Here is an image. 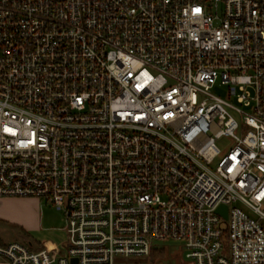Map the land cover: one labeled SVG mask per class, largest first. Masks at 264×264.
I'll use <instances>...</instances> for the list:
<instances>
[{
	"label": "built area",
	"instance_id": "1",
	"mask_svg": "<svg viewBox=\"0 0 264 264\" xmlns=\"http://www.w3.org/2000/svg\"><path fill=\"white\" fill-rule=\"evenodd\" d=\"M7 197L67 225L0 264H264V0H0Z\"/></svg>",
	"mask_w": 264,
	"mask_h": 264
},
{
	"label": "rangeland",
	"instance_id": "2",
	"mask_svg": "<svg viewBox=\"0 0 264 264\" xmlns=\"http://www.w3.org/2000/svg\"><path fill=\"white\" fill-rule=\"evenodd\" d=\"M214 93L222 96L227 95V86L223 84H217L212 89ZM43 207H45L46 224L42 230L38 232H29L24 228L4 220H0V246L6 245L11 241H25L33 239L34 241H45L47 239H60L64 240L65 228L67 220L64 214L58 210L51 202L46 198H41ZM156 248L162 250V253L157 251V258L153 261L150 256L140 257L138 261L149 262L152 260V264H189V259L185 256V249L181 241L175 240H158L156 241ZM134 258V257H132ZM3 260V256L0 255V261ZM128 260L126 257H118L117 262Z\"/></svg>",
	"mask_w": 264,
	"mask_h": 264
},
{
	"label": "crops",
	"instance_id": "3",
	"mask_svg": "<svg viewBox=\"0 0 264 264\" xmlns=\"http://www.w3.org/2000/svg\"><path fill=\"white\" fill-rule=\"evenodd\" d=\"M39 197H7L0 198V220L12 222L29 232L42 230L46 222L45 207ZM41 245L44 242L60 243V239L34 241ZM118 264H152L138 261L140 258H127ZM191 264V263H189Z\"/></svg>",
	"mask_w": 264,
	"mask_h": 264
},
{
	"label": "trees",
	"instance_id": "4",
	"mask_svg": "<svg viewBox=\"0 0 264 264\" xmlns=\"http://www.w3.org/2000/svg\"><path fill=\"white\" fill-rule=\"evenodd\" d=\"M156 250H157V249H153V250L151 251V253H150V255H151V259H152L153 261H154V260L157 258V256H158ZM157 251H159V252L162 253V250H160V249H158ZM150 255H149V256H150ZM152 260L150 261V263H153Z\"/></svg>",
	"mask_w": 264,
	"mask_h": 264
}]
</instances>
